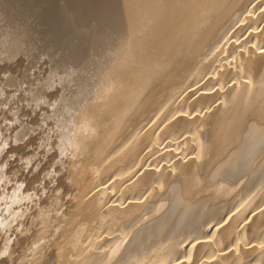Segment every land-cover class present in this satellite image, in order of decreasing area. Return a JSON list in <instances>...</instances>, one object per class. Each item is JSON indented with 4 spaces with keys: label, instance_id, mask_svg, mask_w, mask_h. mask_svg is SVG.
<instances>
[{
    "label": "bare ground",
    "instance_id": "obj_1",
    "mask_svg": "<svg viewBox=\"0 0 264 264\" xmlns=\"http://www.w3.org/2000/svg\"><path fill=\"white\" fill-rule=\"evenodd\" d=\"M84 4L62 0L48 20L65 27L59 42L40 48L52 65L38 91L55 78L62 86L52 115L59 153L81 150L88 168L124 175V166L127 174L85 187L77 210L43 222L52 231L33 236L18 263L44 264L55 255V264H264V0ZM246 27L248 39L238 33ZM19 32L0 24V51L30 53L34 44ZM214 102L198 121L196 111ZM150 120L168 124L163 136L185 130L173 146L192 141L194 151L190 143L189 153L136 173L151 146ZM77 125L83 129L75 132ZM107 149L122 158L102 168ZM145 169L148 176L126 183ZM139 184L147 187L136 192ZM123 185L125 200L112 190ZM213 226L214 241L200 239ZM234 235L249 239L231 248Z\"/></svg>",
    "mask_w": 264,
    "mask_h": 264
},
{
    "label": "rangeland",
    "instance_id": "obj_2",
    "mask_svg": "<svg viewBox=\"0 0 264 264\" xmlns=\"http://www.w3.org/2000/svg\"><path fill=\"white\" fill-rule=\"evenodd\" d=\"M61 1L62 0H0V24L18 28L20 30L18 34L19 37L22 40H31L34 44L29 51L30 53L26 52V54H19L17 52L10 54L8 50L0 51V264H19L18 262H21L25 257H22L23 255L21 256V252L30 248L31 241L47 230L52 231L49 227V229L44 228L43 226L45 223L43 222H46V224L50 223L57 212L62 213L63 219L67 220L68 217L77 210V198L85 187H95L97 181L106 180V176L107 181H109L108 179L114 174H116L114 176L116 177L115 179L121 180L123 177L125 178L127 174L124 172V166H121L122 168L119 167V171L122 169L124 175L118 171L117 174L114 170H110L109 173L102 175L100 172L101 169L94 171V169H90L91 167L88 168L87 164H89V162L87 158H85L86 156H83L81 150L80 153L79 151L65 146L63 150H61V153L58 151L60 130L55 121H53L52 115L62 86L58 84L57 78H55L52 79V86H50L47 92L43 93L38 91V87L45 79H48V73L52 65L48 55L41 53L40 48L48 44L59 42V40L62 39L61 32L64 30V23L61 21H49V23H47L59 9ZM65 1L79 6L85 5L84 0ZM247 30L248 27L238 32L241 38L244 36L245 39L251 37V29L249 31ZM57 33H59V35H57ZM246 34L248 35L246 36ZM228 52L231 53L229 50ZM54 58L56 59V57ZM201 77H205V74L201 75L200 78ZM190 80H192L191 76L187 77L184 83ZM195 96L197 97V95H193L190 98L191 102L196 99ZM189 103L190 102L185 103L186 107ZM215 104L216 102H214L213 105H207L208 109L203 110L207 113L203 111L200 112V109V111H196L198 114H196L198 117L195 116L196 119L198 118L197 120L199 121V119H201L199 116H202V119H204L206 116L203 117V115H209L210 113H208V110H211L210 114H212ZM192 107L194 108V106ZM148 122L152 123L149 125H152L151 127L154 128L153 131L149 126L152 134L150 135L148 143L151 141L152 144L150 143L151 146H149V144L145 146L147 147V150H145L147 152H142L141 157L143 158H141V162L139 161L141 165L139 163L136 168V170L138 169L136 173H138L142 165V167H144V165L151 166V164L154 165L156 162L157 164L155 166H157L160 165V163H165V161L170 162L174 156L177 157L181 152L183 153L182 150H184V153H189V151L193 153L195 144L192 141L190 143L193 148L187 146L188 144L190 145V143L185 142V144H182V142L177 143L182 145H178L180 148H178L177 144L174 145L176 147L173 146L174 141L172 138L175 136L180 137L185 130H182L183 132L182 134L180 132V135L173 134L174 136H170V134H166L163 136L160 132L163 131L168 124L160 121H158L160 123L158 124L157 121L153 120ZM200 124L201 123L196 126L199 127ZM82 129V125H77L75 132ZM73 133L74 130L71 134ZM165 142L167 143L165 144ZM185 146L192 148V150L187 148V150L189 149V151H187L186 148H184ZM150 147L152 148L150 150L151 154L149 153ZM109 152V149H107L106 153L108 154ZM113 155H106L105 157L109 156V158H111L107 159V163L101 160L99 165L102 164L101 167L103 168L111 162L112 158H122L120 157L121 154L118 152ZM144 157L146 159H144ZM147 169L141 171L137 176L129 177L126 183L138 176H148ZM99 183L100 182H98V184ZM109 185L110 184L107 186L108 188L112 187V184L110 187ZM125 185L122 187L120 186V190L118 187L112 189L114 190L113 193H116L114 194L115 197L124 198L122 192ZM145 187H147L146 184H139L135 191L137 192ZM108 188L107 191H110ZM150 189L151 188L148 190L150 191ZM129 192L130 195H132L133 192ZM125 199L126 197L123 200ZM226 213L227 212L221 214V219H225ZM229 213L231 212H228V214ZM42 219H44V221ZM40 221H42V223ZM213 224L216 225V223ZM118 227L119 226H117L115 230H117ZM214 227L215 226L209 230L201 229L200 234L203 236H201L202 238L200 239L203 240L206 238L205 240H207V237L213 234ZM45 229L47 230L45 231ZM36 230L38 232H36ZM211 237H209L210 239H208V241H214L215 235ZM233 238L234 241L232 242ZM233 238L231 239V248L236 247L235 243L237 241L241 245L242 242L249 239V236L238 237L234 235ZM22 244L24 247H20ZM258 245L262 244L259 243ZM256 247L258 246L256 245ZM233 251H235V249H233ZM252 256L253 258L256 256L255 252L248 255L245 259H251ZM53 258H56V256L50 257L51 260H47L44 264H55L56 260ZM261 263H263V261Z\"/></svg>",
    "mask_w": 264,
    "mask_h": 264
}]
</instances>
